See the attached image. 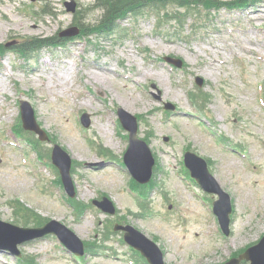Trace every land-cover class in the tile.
I'll list each match as a JSON object with an SVG mask.
<instances>
[{
	"label": "rangeland",
	"instance_id": "1",
	"mask_svg": "<svg viewBox=\"0 0 264 264\" xmlns=\"http://www.w3.org/2000/svg\"><path fill=\"white\" fill-rule=\"evenodd\" d=\"M72 1L87 16L85 24L103 20L101 11L91 12L94 0H0V45L8 46L0 56V220L32 228L54 219L92 248L76 259L48 237L22 247L24 256L35 264H147L122 233L110 232L116 223L154 241L166 264H223L257 244L264 236V1L245 10L212 7L203 19L196 10L172 22L147 10L121 20L111 36L79 35L60 41L58 48L38 45V56L26 60L20 43H40L80 25L66 10L65 2ZM161 2L174 5L169 14L178 12L174 0ZM36 25L50 31L39 34L44 30L35 32ZM166 57L185 65L178 68ZM87 72L107 75L109 82L101 85ZM158 73L163 82L151 75ZM192 94L202 114L190 111ZM21 101L34 109L48 143L25 130L17 135ZM167 104L176 110H166ZM119 108L137 116L139 137L156 159L155 186L147 198L131 189L132 177L122 169L129 139L119 124ZM84 112L91 115L89 129L81 126ZM102 125L109 126L108 135ZM55 145L75 163L76 209L49 166ZM186 150L208 161L232 198L229 237L213 213L218 196L198 189L184 169ZM102 197L114 202L117 216L91 205ZM0 264L20 263L0 252Z\"/></svg>",
	"mask_w": 264,
	"mask_h": 264
},
{
	"label": "water",
	"instance_id": "2",
	"mask_svg": "<svg viewBox=\"0 0 264 264\" xmlns=\"http://www.w3.org/2000/svg\"><path fill=\"white\" fill-rule=\"evenodd\" d=\"M67 7L69 12L75 11L74 4H67ZM77 34V31L70 29L62 33V36L70 37ZM120 116L125 128L131 133V145L125 157L126 165L138 182L146 184L152 178V170L155 164L154 159L148 146L137 139L138 127L136 119L124 112H121ZM23 118L26 129L44 135L35 121L32 108L26 102L23 103ZM83 122L85 125L89 126L90 122L88 115H84ZM54 163L61 170L68 193L74 197L75 190L70 176L71 161L69 156L59 147H57L54 152ZM186 164L192 171L193 176L206 191L216 193L220 196V200L215 204V213L220 219L224 233L229 235V216L232 212L230 197L222 191L219 184L210 175L204 160L194 154L188 153L186 156ZM95 204L104 212L115 214L116 210L114 205L108 199L105 198L102 202L96 201ZM120 229L127 231L126 240L128 243L142 251L152 264H164L163 254L155 243L146 238L143 234L135 231L132 227H120ZM50 234L58 236L71 252L77 255L84 254V246L81 240L77 238L72 231L55 220L39 229L21 228L0 220V250L8 251L14 256L21 257V252L18 249L20 245L43 239ZM242 260H247L251 264H264V238L258 245L250 248L238 259H233L226 264H240Z\"/></svg>",
	"mask_w": 264,
	"mask_h": 264
},
{
	"label": "trees",
	"instance_id": "3",
	"mask_svg": "<svg viewBox=\"0 0 264 264\" xmlns=\"http://www.w3.org/2000/svg\"><path fill=\"white\" fill-rule=\"evenodd\" d=\"M147 1H152L153 3H162L161 0H96L94 9L101 10L103 13V21L95 25L96 29H110L115 25V20L121 18L133 8L143 7ZM180 6V8H186L191 5L204 4L206 0H175ZM150 2V3H152ZM208 2H214V0H208ZM75 23L80 24L81 29H88L91 26L85 24L87 16L84 15V11L80 10L74 17ZM1 48V47H0Z\"/></svg>",
	"mask_w": 264,
	"mask_h": 264
},
{
	"label": "bare ground",
	"instance_id": "4",
	"mask_svg": "<svg viewBox=\"0 0 264 264\" xmlns=\"http://www.w3.org/2000/svg\"><path fill=\"white\" fill-rule=\"evenodd\" d=\"M13 24V23H12ZM21 25H23V24H21ZM46 25H50V23H48V24H46ZM24 26V25H23ZM36 29H35V32H37V31H40L41 29L42 30H44V31H42V32H39V34H46L47 33V31H50L49 30V28H47L46 29V27H43V26H41V25H36ZM47 30V31H46ZM38 33V32H37ZM175 45V44H174ZM173 45V46H174ZM214 70H216V69H214ZM88 76H89V78H91L92 80H94L95 82H97V83H99V84H107L108 82H109V78H108V76L107 75H101V74H98V73H95V72H87L86 73ZM147 74H148V72L147 73H144V74H140V76L143 78V76L144 77H146L147 76ZM152 76H157L160 80H161V82H163V80L164 79H162V76H163V73H158V74H155V75H153V74H151ZM63 76V75H62ZM214 76V75H213ZM58 80L61 82V76H59L58 77ZM66 82V79H64V81H62V83H65ZM54 87H58V85L57 86H54ZM236 98V97H235ZM6 115H7V113H6ZM8 116V115H7ZM7 118V117H6ZM3 119L4 121H5V125L6 126H8V121H6V120H8V119ZM4 123V122H3ZM2 123V124H3ZM1 125V124H0ZM101 132H103V133H105L106 135H108V133H110V130H109V126L108 125H102L101 126ZM7 134V131L5 130V129H2V136L3 135H6ZM15 141H7V143L8 144H12V145H17L16 143H14ZM231 168L232 167H234V165H231L230 166ZM29 178V177H28Z\"/></svg>",
	"mask_w": 264,
	"mask_h": 264
}]
</instances>
